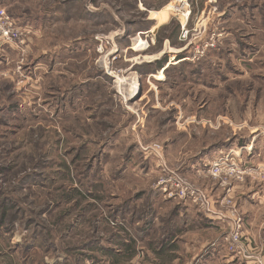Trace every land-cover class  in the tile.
Returning a JSON list of instances; mask_svg holds the SVG:
<instances>
[{
    "label": "rangeland",
    "instance_id": "374dc122",
    "mask_svg": "<svg viewBox=\"0 0 264 264\" xmlns=\"http://www.w3.org/2000/svg\"><path fill=\"white\" fill-rule=\"evenodd\" d=\"M0 7L27 28L22 45L0 40V264H206L177 217L190 202L156 186L161 162L215 203L235 188L245 229L237 199L253 178L224 186L202 157L232 146L264 171V0Z\"/></svg>",
    "mask_w": 264,
    "mask_h": 264
},
{
    "label": "built area",
    "instance_id": "2783aa9c",
    "mask_svg": "<svg viewBox=\"0 0 264 264\" xmlns=\"http://www.w3.org/2000/svg\"><path fill=\"white\" fill-rule=\"evenodd\" d=\"M26 29L19 26L5 8L0 7V40H4L10 44L16 43L22 45L26 43ZM245 148L248 151L251 150L250 146H245ZM145 149L148 152L155 151L161 157L159 153L162 149L161 144L154 143ZM241 157V150L231 149L213 160L205 174L213 178L222 179L221 183L225 186L227 182L224 177L234 178L241 182L246 177L257 178L255 175L264 173V171L259 172V168H255V166H244ZM160 166V175L156 186L166 198L186 200L195 204L200 212L204 213L209 219L223 222L225 226H228V233L225 235L224 240L228 245L229 251L239 257L254 258L260 263L263 262L262 255L258 253L256 255H253L254 253L250 254L252 252L247 247L244 235V217L235 207L233 197L231 196L233 193L231 189H234L233 187L229 186L230 188H227L228 194L215 203L204 189L195 185L188 178L180 174V172L170 168L166 162H161Z\"/></svg>",
    "mask_w": 264,
    "mask_h": 264
},
{
    "label": "crops",
    "instance_id": "0c3cea01",
    "mask_svg": "<svg viewBox=\"0 0 264 264\" xmlns=\"http://www.w3.org/2000/svg\"><path fill=\"white\" fill-rule=\"evenodd\" d=\"M250 145L253 146L252 143H248V146ZM231 148L233 147L231 146L230 148L225 149V147L222 146L221 148H217L215 151L216 154H214V156H212L211 154L212 158H209L208 156L212 152V150H210V153L206 152L202 157L203 163L205 164L206 167L209 166L210 163L217 156L227 153ZM252 153H247L246 156V152H245L244 156L245 157L249 156L251 159L252 155L254 156V154ZM249 163L252 164L251 162ZM193 167L195 166L193 165ZM255 179H260V178H253V180L249 179L244 184H242L237 202L241 211L245 214V218H246L244 235L246 237L248 248L251 249L252 253L254 254L258 253L262 255L264 258V219L263 220L260 219V214L264 213V182L259 183V181H256ZM235 187L237 186L235 185ZM186 207L189 208H185V209L180 208L178 210L179 213L177 217H180V220L182 219L181 222L182 221L185 222L186 229L188 228V230H186L187 232L194 230L199 232L197 236L201 235L200 238H189V240L193 241L191 243L192 247L195 248L199 247L202 249L206 248L205 256L207 257H205L204 259V262L206 264L209 262V258L210 260H212L211 257H215L218 261L223 262V264L230 263L232 261L233 258H231L230 255L232 257L233 256L237 257L239 260L242 259L233 254L227 255L226 242L223 238H220V236H222V234L224 233V229H225L223 223H220L221 221L211 220L207 218L205 215H203L202 212H200L190 203L187 204ZM257 211L258 213H256ZM190 224L192 226H190ZM258 227H260L259 232H257ZM219 233H221L220 236ZM215 253H217L218 255H216ZM247 262L249 264H254L255 260H250Z\"/></svg>",
    "mask_w": 264,
    "mask_h": 264
},
{
    "label": "trees",
    "instance_id": "16d2710c",
    "mask_svg": "<svg viewBox=\"0 0 264 264\" xmlns=\"http://www.w3.org/2000/svg\"><path fill=\"white\" fill-rule=\"evenodd\" d=\"M182 55H183V54L178 55V56H179V59H182V58L184 57V56L182 57ZM166 63H167V60H166V59L160 61V62H159V68H163L164 64H166ZM242 141H243V140H242ZM240 142H241V141H240ZM241 143L243 144V142H241ZM247 143H248V142H247ZM243 145L246 146V143H244ZM254 147H255V146H254ZM254 147H253V149H255ZM252 154H253V153H252Z\"/></svg>",
    "mask_w": 264,
    "mask_h": 264
},
{
    "label": "bare ground",
    "instance_id": "6f19581e",
    "mask_svg": "<svg viewBox=\"0 0 264 264\" xmlns=\"http://www.w3.org/2000/svg\"><path fill=\"white\" fill-rule=\"evenodd\" d=\"M120 81H121V82H119V81H116V82H119V83H121L120 85H121V86H123V85H125V84H126V82H127V79H121Z\"/></svg>",
    "mask_w": 264,
    "mask_h": 264
},
{
    "label": "water",
    "instance_id": "95a60500",
    "mask_svg": "<svg viewBox=\"0 0 264 264\" xmlns=\"http://www.w3.org/2000/svg\"><path fill=\"white\" fill-rule=\"evenodd\" d=\"M157 31H158V30L156 29V30L154 31V33L156 34V33H157Z\"/></svg>",
    "mask_w": 264,
    "mask_h": 264
}]
</instances>
